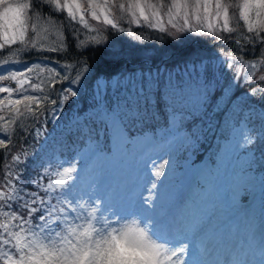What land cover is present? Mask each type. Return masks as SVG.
<instances>
[{
  "label": "snow or ice",
  "instance_id": "6c2138e0",
  "mask_svg": "<svg viewBox=\"0 0 264 264\" xmlns=\"http://www.w3.org/2000/svg\"><path fill=\"white\" fill-rule=\"evenodd\" d=\"M144 29L155 30L160 40L184 33L210 38L219 44V65L232 73L233 83L217 95L218 78L209 65L190 61L183 69H153L146 55L144 68L98 78L87 115L78 112L66 126V141L78 140L83 148L79 168L75 162L53 165L51 159L30 168L37 154L23 145L47 144L48 125L59 126L90 71L72 46L104 45L106 33L142 44L154 38ZM233 87L264 99V0H0V264H194L192 249L206 256L210 249L194 239L192 228L206 220L209 233L221 230L209 210L217 195L210 178L221 168L196 169L197 184L175 211L160 205L161 188L176 178L178 154L194 148L203 134L186 122L209 108L223 118L222 161L226 146L247 149L257 136L264 139V131L247 126L254 116L264 121V109L243 107ZM144 128L152 131L133 135ZM101 132L110 142L107 152ZM18 141L23 143L16 150ZM244 157L219 194L226 196L228 210L223 224L244 239L221 264H250L249 256L264 264V219L258 221L239 199L254 195L256 158L250 152ZM129 160L136 165L134 185L101 183L105 170H119ZM102 205L113 216L139 215L144 226L135 219L111 220L101 214Z\"/></svg>",
  "mask_w": 264,
  "mask_h": 264
},
{
  "label": "trees",
  "instance_id": "16d2710c",
  "mask_svg": "<svg viewBox=\"0 0 264 264\" xmlns=\"http://www.w3.org/2000/svg\"><path fill=\"white\" fill-rule=\"evenodd\" d=\"M138 34L141 33V29L138 26H134ZM145 33L152 31L154 38L144 43L131 40L126 34L106 33L109 38L104 45L90 46L87 50L76 49L72 46L73 55H79V59L86 61L90 71L86 73L82 78L79 88V95L68 102L64 111L63 119L59 126L53 127L52 124L48 125V129L51 135L48 138V142L45 145L33 144L29 141L28 144H24L23 147L28 150L29 153H36L34 160L30 162L29 167L33 164L36 166L44 159H51L53 165L57 163L53 159V153L56 152L61 156L67 157L73 150H82V147L77 140L76 143H69L66 141L67 127L69 122L72 121L78 114H81V118L87 115V111L93 104V96L95 93V82L98 78H119L121 74L131 72L135 69L146 67L144 60L147 55L151 61V67L153 69L157 67H164L172 69L179 67L183 69L185 63L190 61L203 62L210 66L212 72L216 74L218 78L217 95L221 94L220 89L226 88L229 84L233 83L232 73L219 65L218 55V43H213L210 38L196 36L192 33H184L178 39H172L171 37H165L160 40L158 37L160 34L155 33V30H143ZM68 37L66 36V40ZM74 39V38H73ZM54 55V54H46ZM189 70L191 64H189ZM108 90L107 98H110V92ZM246 89L244 87H233L232 94L235 98L241 99L243 107L255 109L257 113L264 109V99H258L253 97H246L244 93ZM247 101L245 104L244 101ZM256 128L259 124H264L258 116H254L250 121ZM209 123L212 125V130H208ZM193 126L203 129V134L199 142L194 148L189 149L186 152L178 154V159H181L185 155H192L195 160L201 159L203 156L210 157L214 153L219 140L223 139V118L216 114L211 108L207 110V114L203 116H195L190 121L186 122V127L191 129ZM260 132L264 131V126L260 127ZM152 131L151 128H144L139 132L136 129L132 130V133H143ZM105 138L100 137V142H103ZM22 141H18L16 150H19ZM248 149L256 158L255 162L251 166V170L256 172H264V139L259 136L256 137L255 143L249 146ZM2 152V150H0ZM4 157L0 154V170L3 168Z\"/></svg>",
  "mask_w": 264,
  "mask_h": 264
},
{
  "label": "rangeland",
  "instance_id": "374dc122",
  "mask_svg": "<svg viewBox=\"0 0 264 264\" xmlns=\"http://www.w3.org/2000/svg\"><path fill=\"white\" fill-rule=\"evenodd\" d=\"M75 118H73L72 121L68 123V125L72 126L74 124ZM262 125L264 126V124H259L256 128V125L254 126V124H252L251 122L247 124L249 128L255 130V133L260 132L259 129ZM141 134L142 133H133V135ZM101 136L105 138V140L100 143L105 149V152H107V150L110 148V142L105 133L101 132L100 137ZM229 139H231V137H229ZM226 143L227 141H225L224 139L219 140L214 153L211 154L210 157L203 156L201 159L195 160L192 155H185L181 159H175L173 161V166L178 168L176 172V178H174L173 182L165 183L162 186V195L161 200L159 201L161 206L168 208L170 211L179 209L182 205V202L190 197L193 188L197 184V179L195 176L196 169H215L217 167L221 168L220 173L217 176L210 178L211 183L215 186L217 195L211 197L209 201V210L211 211L214 219L220 225L221 230L215 233H209L206 220L201 221V223L194 225L192 228V236L194 237V239L196 236H199L201 237V239L206 241V244L210 239H214L216 237V240L213 242L214 244H216V246L218 245V247L214 246V244L212 246L207 245V247L210 249L208 256L200 257V259L205 258L206 261L209 262V264H221V262H226V254H224V249L220 252L219 249L218 251H215V248H219V246H221L220 244L228 243L229 246H231L230 248L233 250L234 247L237 248L234 242H237L238 245L239 242L244 239L241 233H237L235 235L231 234L230 228L223 224V217L228 215V210L226 208V196H221L219 194L223 193L227 186L230 184L232 169L238 166H243L246 163L248 158L244 156H246L250 152V150L248 148L239 149L235 146H232L231 148H228L226 146L225 151L227 154L224 161H222L221 155L218 154V145L223 147ZM82 152L83 148L82 150L75 149L67 157L61 156L58 153L54 152L53 159L57 164H62L63 166H68L69 163L75 162L77 163L79 168L81 163L80 153ZM237 156H240L239 160L236 159ZM83 171L84 174H87L88 169L85 167ZM135 175V162L133 160H129L127 164L119 170H105L100 179L101 183H116L123 187H131L135 183ZM250 179L252 182L254 195L250 197L247 194H243L239 199L241 204L247 206V211L253 214L256 219L260 221L264 219V172H256L254 170H251ZM84 199L87 200L88 197L85 196ZM101 214L106 215L111 220L119 219L121 224H130L134 219L138 221V226L140 227H143L145 223L143 217L139 215H131L123 211L119 216H113L111 212H104L103 205L101 206ZM188 222L191 223V218H189ZM99 226L100 225H97V227ZM114 226L118 227L119 225ZM150 234L152 233L150 232ZM220 235H223L224 237L220 238ZM153 238H155V236ZM196 240H198L197 237ZM157 242L160 241L158 240ZM196 251V249L191 250L194 261L199 259V257H196L194 255ZM210 256L213 259H211ZM213 256H216L217 258H214ZM185 258H188L187 255ZM247 259L250 261V264H260L261 260L259 256H249Z\"/></svg>",
  "mask_w": 264,
  "mask_h": 264
},
{
  "label": "bare ground",
  "instance_id": "6f19581e",
  "mask_svg": "<svg viewBox=\"0 0 264 264\" xmlns=\"http://www.w3.org/2000/svg\"><path fill=\"white\" fill-rule=\"evenodd\" d=\"M183 195V194H182ZM178 200V199H177ZM223 222V221H222ZM221 222V223H222ZM220 223V224H221ZM221 236V237H220ZM219 237L220 238H222V237H224L223 235H220ZM197 238H198V240H203V239H201V237H199V236H196ZM196 237H195V239H196ZM216 240V237L213 239H210L209 240V242H207V245H209V246H212L213 244H214V242L213 241H215ZM235 243V245L237 246V242H234ZM233 243V244H234ZM221 246H219V248H215V251H218V249H219V252L220 251H222L223 249H224V254H226V258H225V261H227L229 258H231V257H233V256H235L236 254H237V248L236 247H234V249L232 250L230 247L231 246H229V244L228 243H226V244H220ZM214 246H216V244H214ZM216 247H218V245L216 246ZM226 247V248H225ZM209 253V252H208ZM194 255L196 256V257H199V259L198 260H196V261H194V264H209V262L208 261H206V259L205 258H202V259H200V257H207L208 256V254L206 255V256H204V255H201L199 252H198V250L194 253ZM217 256V255H216ZM216 256H213L214 258H217ZM219 256V255H218ZM210 258L211 259H213L211 256H210ZM220 260V259H219ZM210 264H215V263H210Z\"/></svg>",
  "mask_w": 264,
  "mask_h": 264
}]
</instances>
